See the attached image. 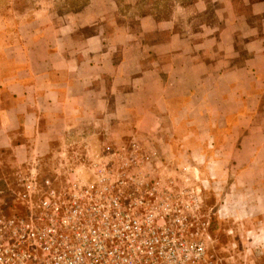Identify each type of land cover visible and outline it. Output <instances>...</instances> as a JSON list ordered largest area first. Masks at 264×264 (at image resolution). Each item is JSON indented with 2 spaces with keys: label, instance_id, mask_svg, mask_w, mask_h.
<instances>
[{
  "label": "rangeland",
  "instance_id": "rangeland-1",
  "mask_svg": "<svg viewBox=\"0 0 264 264\" xmlns=\"http://www.w3.org/2000/svg\"><path fill=\"white\" fill-rule=\"evenodd\" d=\"M1 18L22 32L49 26L43 32L58 36L54 47L109 64L100 80L112 86L100 94L106 107L74 123L56 142L61 153L47 158L41 173L63 175L67 167L99 159L117 162L136 140L165 162L190 165L201 182L202 211L213 212L207 253L216 264H264L253 245L243 243L235 214L222 209L235 168L210 165L206 143L208 126L231 131L220 115L236 108L239 93L264 88V0H0ZM35 20L41 25H28ZM228 94L229 101L222 100ZM259 114L256 121L264 120ZM28 172L0 163L3 212L20 206L8 196Z\"/></svg>",
  "mask_w": 264,
  "mask_h": 264
},
{
  "label": "built area",
  "instance_id": "built-area-1",
  "mask_svg": "<svg viewBox=\"0 0 264 264\" xmlns=\"http://www.w3.org/2000/svg\"><path fill=\"white\" fill-rule=\"evenodd\" d=\"M123 151L63 175L30 167L8 196L20 206L0 208V264H216L190 165L136 140Z\"/></svg>",
  "mask_w": 264,
  "mask_h": 264
},
{
  "label": "crops",
  "instance_id": "crops-1",
  "mask_svg": "<svg viewBox=\"0 0 264 264\" xmlns=\"http://www.w3.org/2000/svg\"><path fill=\"white\" fill-rule=\"evenodd\" d=\"M32 23L39 20L28 25ZM11 28L9 20L0 19V163L43 169L47 158L61 153L56 142H62L75 122L83 123L87 111L106 107L108 99L100 94L103 88L110 93L112 86L103 87L100 80L109 64L54 47L58 36L43 32L49 26L28 32ZM243 94H238L236 108L219 114L231 123V131L219 133L208 126V163H220L226 172L229 164L235 168V179H226L224 185L222 209L235 214L243 243L252 244L264 259V120L255 118L260 111L264 114L259 106L264 88ZM229 95L233 94L222 95V100L229 101ZM240 105L244 109L238 115Z\"/></svg>",
  "mask_w": 264,
  "mask_h": 264
},
{
  "label": "trees",
  "instance_id": "trees-1",
  "mask_svg": "<svg viewBox=\"0 0 264 264\" xmlns=\"http://www.w3.org/2000/svg\"><path fill=\"white\" fill-rule=\"evenodd\" d=\"M71 1H75V2H76L77 0H71ZM65 2H66V0H63V3H65ZM10 201H11V200L9 199V203H10ZM9 203H8V204H9ZM210 225H211V224H210ZM210 231H211V226H210Z\"/></svg>",
  "mask_w": 264,
  "mask_h": 264
}]
</instances>
